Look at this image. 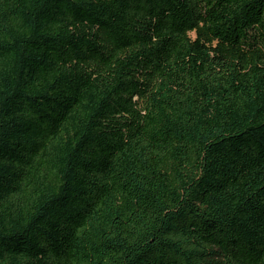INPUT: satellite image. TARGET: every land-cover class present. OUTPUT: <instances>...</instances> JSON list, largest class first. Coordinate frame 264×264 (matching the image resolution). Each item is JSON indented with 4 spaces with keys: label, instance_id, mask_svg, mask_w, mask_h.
I'll use <instances>...</instances> for the list:
<instances>
[{
    "label": "trees",
    "instance_id": "trees-1",
    "mask_svg": "<svg viewBox=\"0 0 264 264\" xmlns=\"http://www.w3.org/2000/svg\"><path fill=\"white\" fill-rule=\"evenodd\" d=\"M0 264H264V0H0Z\"/></svg>",
    "mask_w": 264,
    "mask_h": 264
}]
</instances>
